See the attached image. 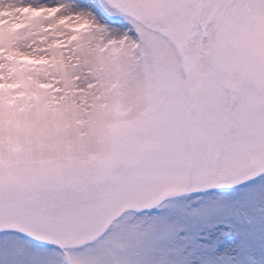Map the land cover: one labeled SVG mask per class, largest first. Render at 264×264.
<instances>
[{"label": "snow or ice", "instance_id": "snow-or-ice-1", "mask_svg": "<svg viewBox=\"0 0 264 264\" xmlns=\"http://www.w3.org/2000/svg\"><path fill=\"white\" fill-rule=\"evenodd\" d=\"M0 264H264V0H0Z\"/></svg>", "mask_w": 264, "mask_h": 264}]
</instances>
